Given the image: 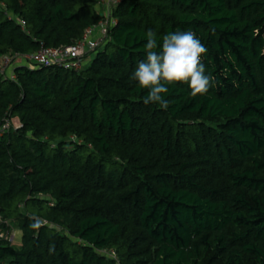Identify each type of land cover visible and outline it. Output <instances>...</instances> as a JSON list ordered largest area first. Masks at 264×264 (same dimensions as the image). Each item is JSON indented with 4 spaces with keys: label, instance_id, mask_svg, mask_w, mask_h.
I'll list each match as a JSON object with an SVG mask.
<instances>
[{
    "label": "trees",
    "instance_id": "1",
    "mask_svg": "<svg viewBox=\"0 0 264 264\" xmlns=\"http://www.w3.org/2000/svg\"><path fill=\"white\" fill-rule=\"evenodd\" d=\"M105 2L0 0V264H264V0ZM107 16L80 71L23 59ZM149 29L195 33L206 94L143 103Z\"/></svg>",
    "mask_w": 264,
    "mask_h": 264
},
{
    "label": "clouds",
    "instance_id": "2",
    "mask_svg": "<svg viewBox=\"0 0 264 264\" xmlns=\"http://www.w3.org/2000/svg\"><path fill=\"white\" fill-rule=\"evenodd\" d=\"M144 52L146 58L139 62L131 78L138 82L140 88L148 90L143 98L145 105L158 104L166 110L169 103L164 94L169 91L168 85L185 83L195 97L206 94L215 80V77L205 74L202 57L207 48L192 31L170 32L163 35L161 43L156 33L149 29ZM42 224L43 221L36 218L31 227L39 229Z\"/></svg>",
    "mask_w": 264,
    "mask_h": 264
},
{
    "label": "built area",
    "instance_id": "3",
    "mask_svg": "<svg viewBox=\"0 0 264 264\" xmlns=\"http://www.w3.org/2000/svg\"><path fill=\"white\" fill-rule=\"evenodd\" d=\"M111 1V0H110ZM118 0H114L112 3H117ZM103 22H100L96 27L88 29L82 39L75 45L60 48V49H48L41 47V49L31 57H24V60L43 65V66H61L68 70L78 72L83 65V58L89 53L98 49L107 39L108 27L112 25L109 16ZM12 60L9 57H3L0 64L1 74H4L6 69L11 66ZM10 79H14L12 73L8 74ZM7 127V126H5ZM4 127V128H5ZM8 240V238L6 237ZM11 241L9 238L8 242Z\"/></svg>",
    "mask_w": 264,
    "mask_h": 264
},
{
    "label": "rangeland",
    "instance_id": "4",
    "mask_svg": "<svg viewBox=\"0 0 264 264\" xmlns=\"http://www.w3.org/2000/svg\"><path fill=\"white\" fill-rule=\"evenodd\" d=\"M105 3H106L105 4V7H106L105 9H107L108 10V13H109V11H110V9L112 7V0L111 1L110 0H106ZM107 6H108V8H107ZM92 57H93V55H90L88 57V59L85 62L86 66L89 64L88 61L91 60ZM22 64H26V63L25 62H22ZM26 66L27 67H32L33 65L26 64ZM10 123H12V125L15 126V127L18 126V123H17V120L16 119H13L12 121H10ZM0 236L1 237H5V238L7 237L8 240H9V238H11V241H10L11 245L19 246L20 243H21V233L16 228H11V232L9 234L8 233L7 234H1Z\"/></svg>",
    "mask_w": 264,
    "mask_h": 264
}]
</instances>
